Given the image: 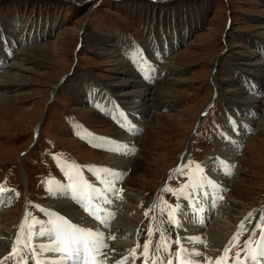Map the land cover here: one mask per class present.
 <instances>
[{
  "label": "rangeland",
  "instance_id": "obj_1",
  "mask_svg": "<svg viewBox=\"0 0 264 264\" xmlns=\"http://www.w3.org/2000/svg\"><path fill=\"white\" fill-rule=\"evenodd\" d=\"M38 44L50 51L30 52ZM167 51L172 54L158 71L163 75L133 109L147 70ZM0 62H6L0 72L4 237L20 222L39 221L42 207L59 204L61 198H50L52 190L75 184L80 163L90 175L97 164L88 163L114 161L77 135L83 133L84 141L95 134L121 138L123 131L113 126L117 119L109 115L110 109L117 113L115 100L142 115L146 130L137 140L141 150L132 156L125 187L135 200L141 197L138 203L127 198V213L141 217L138 209L148 206L191 143L189 158L159 199L162 212L169 204L179 206L176 194L190 173L205 167L224 134L234 133L236 116L253 120L257 133L243 138L241 166L225 191L232 201L218 219L237 229L264 222V125L258 124L264 118V72L258 76L257 68L264 64V0H0ZM19 67L30 71H19L13 80L9 73ZM128 79L131 86L125 85ZM258 87L261 96L254 91Z\"/></svg>",
  "mask_w": 264,
  "mask_h": 264
},
{
  "label": "bare ground",
  "instance_id": "obj_2",
  "mask_svg": "<svg viewBox=\"0 0 264 264\" xmlns=\"http://www.w3.org/2000/svg\"><path fill=\"white\" fill-rule=\"evenodd\" d=\"M13 32L14 30L11 31V33ZM43 33L41 35H44ZM46 50H49V48L43 44L32 45V48H30V52L33 51V53L37 51L43 54ZM9 60L11 58L8 55L6 61ZM5 64L6 62L0 64V72L5 69ZM255 65L253 63L250 67ZM257 66L259 69L258 76H260L264 72V64L259 65L258 63ZM13 70L14 73H9L12 74L11 78L13 80L17 78L19 71H30L21 67L19 69L13 68ZM9 74L8 76H10ZM126 82V86H131L132 80L128 79ZM213 83L219 90L215 79ZM144 85L146 86L137 94L133 109L140 104V98L145 97L147 90L152 86L149 83ZM96 89L102 92L98 87ZM107 92H103V94L110 95ZM112 96L114 95L112 94ZM4 97L0 93V101L3 105L5 103ZM118 104L126 110L120 114V117L128 125V130L134 132L135 129L140 128L139 117L142 118V116L134 113L133 115L136 116L134 117L136 119H134L130 116L132 111L129 108H125L121 103ZM243 106L248 108V102ZM146 110L151 112V107L147 105ZM240 115H243V113ZM234 123V133L224 134L220 148L210 153L205 167L200 166L201 168L197 173L191 177L188 186L180 191L178 196L181 197V203L178 212H176L179 217L178 221H174L175 225L173 224V227L168 225L166 217L160 210L159 199L163 191L162 187L151 197L146 208L138 209L142 210L141 217L139 215L133 216L132 212L127 213L125 211L123 204L124 201H127V198L138 203L137 200L141 197L139 196L135 200L136 194L131 195L133 192L131 189L120 187L125 177L128 176L127 169L133 160L134 151L130 144L135 143L134 135L121 140L122 144L129 145L128 149H121L114 155L107 154L114 156V159H112L114 161L108 165H101L100 168H95L96 178L94 180H86L84 174L80 173L78 182L75 185L79 190L74 192L73 189L71 191L66 189L65 191L58 189V187L55 188L56 193L62 194L60 196L61 200L58 201L59 204L55 203L56 205L50 208L46 207L48 210L46 218L28 227L20 222L19 224L22 225L11 230L9 236L4 237L0 232V262L2 264H18L22 260L24 264H36L37 261H40L41 264H120V262L122 264H161L162 261L163 264H168V260L171 259L174 264H216L217 258L224 257V264H237V261L241 264H252L251 259L244 251V246L246 243L250 249L260 246L262 229L260 226L257 227V222L253 221L251 227L240 226L237 229V227L232 228L229 226L226 223L228 220L221 221L218 219L221 217L223 209L232 201L227 193L228 197H225V191L230 188L229 182L238 173L237 166L240 157L238 154L242 147L241 142L248 134V126H254L253 120L237 118L236 116H234ZM258 124H261L262 127L264 118ZM103 140L113 143L115 139ZM190 148L191 143L188 144L186 151L179 155L180 163L189 158ZM22 175L26 180V175L25 177L24 173ZM109 190L114 191L110 198L108 197ZM66 192H69V194ZM63 197L65 200H63ZM120 201L123 202L121 206H119ZM26 203L28 204V199ZM3 205L4 201L0 193V208ZM220 207L222 208L220 209ZM61 217L70 220L79 227L91 229L90 233H85L88 239L102 241L106 246L101 247L98 244V252L89 251L87 256L81 252L78 259L67 260L58 251L45 250L60 246L55 243L56 237L51 229L53 224L63 222ZM213 218H216L213 221L216 224L214 226L210 223ZM149 228H151V235H149ZM98 233L101 235H98ZM146 240L149 242L147 253L144 249ZM13 245L17 247L16 253L11 252ZM225 248L229 249L227 253L224 252ZM33 251L35 252V259L30 258ZM177 252L180 253L179 257H177ZM197 252L202 253L203 256H197L195 254ZM9 256L12 258H9ZM205 257H212L213 259L208 262ZM261 264H264V259H262Z\"/></svg>",
  "mask_w": 264,
  "mask_h": 264
},
{
  "label": "snow or ice",
  "instance_id": "obj_3",
  "mask_svg": "<svg viewBox=\"0 0 264 264\" xmlns=\"http://www.w3.org/2000/svg\"><path fill=\"white\" fill-rule=\"evenodd\" d=\"M71 180V177H69ZM69 187L73 188V191L79 190L74 186V184H70ZM177 207H179L177 205ZM61 220L63 221L60 224H53L51 231L54 233L56 237L55 243L59 244V247H52L49 249H45L47 251L51 252H60L64 255V258L67 259H78L81 252L84 253L85 256L89 253V251H97L98 247L97 245L103 247L106 246L103 244L102 241L98 240H90L88 239V236L85 233H90L91 229H85L82 227H79L77 224L72 223L70 220L65 219L61 217ZM260 225H257L259 227ZM99 235V234H98ZM149 235H151V228H149ZM262 242L258 248L250 249L248 244L246 243L244 246V251L249 256V258L252 261V264H261L262 259H264V231L261 232ZM149 247V242L146 240L144 242V249L147 253ZM159 251V249H157ZM229 251L228 248L224 249V252L227 253ZM12 253L17 252L16 245L12 246L11 249ZM197 256H203L202 253H195ZM180 253L177 252V257H179ZM239 255V253H237ZM9 258H12L9 256ZM31 259H35V252L33 251ZM213 258L212 257H205V260L210 262ZM225 258L219 257L217 258L216 264H224ZM2 264V262H0ZM18 264H24V261H19ZM36 264H41L40 261H37ZM122 264V262H120ZM161 264L163 262L161 261ZM168 264H172V260H168ZM237 264H241V262L237 261Z\"/></svg>",
  "mask_w": 264,
  "mask_h": 264
},
{
  "label": "water",
  "instance_id": "obj_4",
  "mask_svg": "<svg viewBox=\"0 0 264 264\" xmlns=\"http://www.w3.org/2000/svg\"><path fill=\"white\" fill-rule=\"evenodd\" d=\"M152 1H165V0H152ZM81 35V34H80ZM63 80H65V78H63ZM57 89V88H55ZM216 97V95L214 96V98ZM215 100V99H214Z\"/></svg>",
  "mask_w": 264,
  "mask_h": 264
}]
</instances>
